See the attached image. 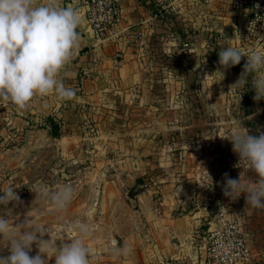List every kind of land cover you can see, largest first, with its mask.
I'll return each instance as SVG.
<instances>
[{
    "label": "crops",
    "instance_id": "crops-1",
    "mask_svg": "<svg viewBox=\"0 0 264 264\" xmlns=\"http://www.w3.org/2000/svg\"><path fill=\"white\" fill-rule=\"evenodd\" d=\"M114 1L118 18L96 38L80 0H58L82 19L79 48L60 74L76 95L39 97L61 101L44 111L59 109L69 127L103 131L90 145L111 171L96 174L99 190L84 208L96 212L85 241L92 264H203L204 236L230 220L245 235L249 264H264V209L222 190L225 173L244 183L255 176L221 138L238 119L250 134L264 132V100L245 97L250 86L230 88L246 57L226 71L218 64L222 48L264 43L242 39L244 18L230 0ZM125 245L130 253L117 255Z\"/></svg>",
    "mask_w": 264,
    "mask_h": 264
},
{
    "label": "clouds",
    "instance_id": "clouds-1",
    "mask_svg": "<svg viewBox=\"0 0 264 264\" xmlns=\"http://www.w3.org/2000/svg\"><path fill=\"white\" fill-rule=\"evenodd\" d=\"M81 23L78 10L60 6L58 0H0V107L11 105L22 111L31 106L35 97L55 95L63 101L75 97V90L65 86L60 74L79 48L77 29ZM218 57L220 69L225 71L246 57L240 77L230 88L250 86L255 93L253 100H264V48L242 52L230 46L222 48ZM222 70L218 71L223 74ZM221 138L231 142L238 156L237 167L243 164L255 176V180L244 183L241 173L237 179L225 173L224 196L236 200L245 194L247 205L264 209V132L252 135L245 122L238 119L231 134ZM200 186L208 187L203 183ZM40 195L62 217L75 190L70 185H60L54 192L45 190ZM20 203L12 185L0 192V206L5 209ZM18 219L12 211L11 215L0 216V245L8 250L7 255H0V264H49L53 258L54 264H92V251L85 243L92 235L88 223L78 220L67 226L77 234L68 240L54 238L47 227L35 225L27 214L15 224ZM33 245L38 250L36 255H31ZM114 251L117 255L130 253L127 245Z\"/></svg>",
    "mask_w": 264,
    "mask_h": 264
},
{
    "label": "rangeland",
    "instance_id": "rangeland-1",
    "mask_svg": "<svg viewBox=\"0 0 264 264\" xmlns=\"http://www.w3.org/2000/svg\"><path fill=\"white\" fill-rule=\"evenodd\" d=\"M48 103L44 98L35 97L27 110H17L11 105L0 107V192L12 185L21 201L15 206L9 204V209L0 206V216L11 215L12 211L13 217H19L14 221L18 224L27 214L35 225L47 227L54 238L65 236L71 240L77 234L67 226L79 219L90 224L95 218L94 211L84 215V208L94 201L92 190H99L101 180L95 183L96 174L106 169L110 172L111 166L100 163L97 153L102 148L90 145L103 131L97 133L88 125L69 127V117L59 109L55 114L44 111L61 101L52 100L50 106ZM52 123L58 127L56 137L51 134ZM60 185H70L75 190L62 217L40 195L45 190L54 192ZM37 251L33 245L31 255ZM7 254V248L0 245V255Z\"/></svg>",
    "mask_w": 264,
    "mask_h": 264
},
{
    "label": "built area",
    "instance_id": "built-area-1",
    "mask_svg": "<svg viewBox=\"0 0 264 264\" xmlns=\"http://www.w3.org/2000/svg\"><path fill=\"white\" fill-rule=\"evenodd\" d=\"M80 2L96 38L106 33L118 18L119 8L114 0ZM230 7L244 18L242 39L264 43V0H230ZM110 244L116 245V240L111 239ZM203 250V264H249L251 258L245 235L235 220L222 221L217 229L208 231L203 238Z\"/></svg>",
    "mask_w": 264,
    "mask_h": 264
},
{
    "label": "trees",
    "instance_id": "trees-1",
    "mask_svg": "<svg viewBox=\"0 0 264 264\" xmlns=\"http://www.w3.org/2000/svg\"><path fill=\"white\" fill-rule=\"evenodd\" d=\"M245 97H253L252 92L250 90L247 91L246 94H245ZM247 103H248V100H247ZM57 131H58L57 125L52 123L51 134H52L53 137L57 136Z\"/></svg>",
    "mask_w": 264,
    "mask_h": 264
}]
</instances>
